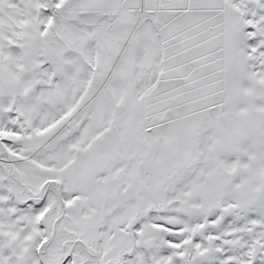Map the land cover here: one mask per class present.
Instances as JSON below:
<instances>
[{"label": "rangeland", "instance_id": "1", "mask_svg": "<svg viewBox=\"0 0 264 264\" xmlns=\"http://www.w3.org/2000/svg\"><path fill=\"white\" fill-rule=\"evenodd\" d=\"M121 2L0 0V264H264V29L168 79Z\"/></svg>", "mask_w": 264, "mask_h": 264}, {"label": "crops", "instance_id": "2", "mask_svg": "<svg viewBox=\"0 0 264 264\" xmlns=\"http://www.w3.org/2000/svg\"><path fill=\"white\" fill-rule=\"evenodd\" d=\"M262 4L264 0H260ZM121 9L140 17L142 24L150 25L162 45V57L169 67L162 76L168 79L178 71L170 68L171 62L185 63L184 68L191 72L197 67L192 64L198 59L210 53L215 57V50L226 46L223 37L226 31H234L235 20L242 18V30L264 29L261 17L264 11H260V18L255 16L257 12L252 9L251 0H122ZM204 29L214 33L203 38ZM225 56L219 52L210 64L214 77L225 72L226 68L220 67ZM214 89L217 91L218 87Z\"/></svg>", "mask_w": 264, "mask_h": 264}]
</instances>
